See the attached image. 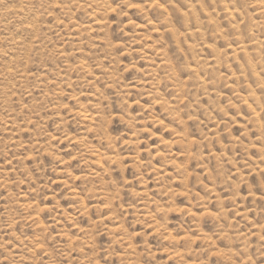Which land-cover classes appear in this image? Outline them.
I'll use <instances>...</instances> for the list:
<instances>
[{
    "label": "rangeland",
    "instance_id": "obj_1",
    "mask_svg": "<svg viewBox=\"0 0 264 264\" xmlns=\"http://www.w3.org/2000/svg\"><path fill=\"white\" fill-rule=\"evenodd\" d=\"M263 92L264 0H0V264H264Z\"/></svg>",
    "mask_w": 264,
    "mask_h": 264
},
{
    "label": "bare ground",
    "instance_id": "obj_2",
    "mask_svg": "<svg viewBox=\"0 0 264 264\" xmlns=\"http://www.w3.org/2000/svg\"><path fill=\"white\" fill-rule=\"evenodd\" d=\"M100 1V0H99ZM104 1V0H103ZM93 3V2H92ZM100 3V2H99ZM223 4V3H222ZM93 6H95V5H93ZM102 7V6H101ZM204 7V6H203ZM223 7V6H222ZM230 7V6H229ZM64 8V7H63ZM224 8H225V6H224ZM101 9V8H100ZM201 9V8H200ZM221 9H223V8H221ZM231 8H226V12H227V14L228 15H230V16H235L236 15V13L234 12V11H231L230 10ZM102 10V9H101ZM63 11V10H62ZM64 12V11H63ZM240 12V11H239ZM209 14V13H208ZM99 15V14H98ZM195 15V14H194ZM239 15V14H238ZM209 16V15H208ZM241 18V17H240ZM194 19V18H193ZM209 19V18H208ZM238 19V18H237ZM234 21V20H233ZM231 22V21H230ZM187 23V22H186ZM185 23V24H186ZM199 24V23H198ZM197 27V26H196ZM238 27V26H237ZM173 32V31H172ZM176 36V35H175ZM206 43V42H205ZM240 43V42H239ZM204 44V43H203ZM190 46V45H189ZM257 46V45H256ZM255 46V47H256ZM234 48V47H233ZM237 48V47H236ZM200 48H198V50H199ZM231 49V48H230ZM238 49V48H237ZM240 49H242L243 51L246 49H244V47H241ZM247 50V49H246ZM241 51V50H240ZM242 51V53H245V52H243ZM233 53V52H232ZM235 53V52H234ZM247 53V52H246ZM249 54V53H248ZM240 55V54H239ZM249 56V55H248ZM247 56V57H248ZM218 59V58H217ZM235 59V58H234ZM214 61V60H213ZM221 61V60H220ZM213 63H215V62H213ZM218 63V62H217ZM221 63V62H220ZM212 64V63H211ZM251 65V64H250ZM239 67H241V66H239ZM248 67V66H247ZM243 68V67H242ZM249 68H250V66H249ZM247 69V68H246ZM253 69V68H252ZM251 70V69H250ZM89 71V70H88ZM254 72V71H253ZM256 72V71H255ZM247 73V72H246ZM197 77H198V75H197ZM219 77V76H218ZM237 79V78H236ZM29 80V79H28ZM200 84V83H199ZM204 85V84H203ZM205 87V86H204ZM249 92V91H248ZM264 93V92H263ZM255 100V99H254ZM256 102V101H255ZM257 105H258V103H257ZM260 105V104H259ZM259 108V107H258ZM260 108H261V106H260ZM257 109V108H256ZM254 113V112H253ZM82 116V115H81ZM256 120V119H255ZM258 120V119H257ZM258 125V124H257ZM98 158V157H97ZM114 158V157H113ZM248 165H249V163H248ZM262 165V164H261Z\"/></svg>",
    "mask_w": 264,
    "mask_h": 264
}]
</instances>
